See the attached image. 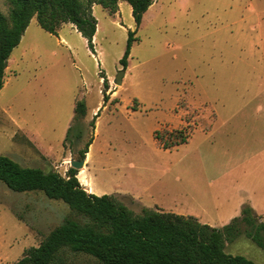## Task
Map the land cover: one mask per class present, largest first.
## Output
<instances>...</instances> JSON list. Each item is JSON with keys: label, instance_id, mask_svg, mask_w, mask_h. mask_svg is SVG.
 Segmentation results:
<instances>
[{"label": "rangeland", "instance_id": "rangeland-1", "mask_svg": "<svg viewBox=\"0 0 264 264\" xmlns=\"http://www.w3.org/2000/svg\"><path fill=\"white\" fill-rule=\"evenodd\" d=\"M92 12L95 54L73 25L50 35L31 19L0 90V154L65 176L91 141L75 169L90 194L214 228L244 206L264 222V0H155L138 28L125 2L114 15ZM129 30L137 41L115 85ZM80 100L85 115L75 118ZM69 214L61 201L0 182V264L16 263ZM225 252L264 264L245 236Z\"/></svg>", "mask_w": 264, "mask_h": 264}, {"label": "trees", "instance_id": "trees-1", "mask_svg": "<svg viewBox=\"0 0 264 264\" xmlns=\"http://www.w3.org/2000/svg\"><path fill=\"white\" fill-rule=\"evenodd\" d=\"M8 16L0 12V90L13 49L16 48L32 18L50 35H57L61 25L71 24L87 41L95 54L93 39L97 20L92 7L101 6L110 15L120 2L131 8L136 27L155 0H6ZM136 31H128L126 48L119 64L127 68ZM104 101L108 88L103 81ZM85 103L74 107L75 118L85 115ZM98 116L95 115L91 121ZM69 128L65 140L69 139ZM157 139V137H156ZM187 142V136L171 143L169 149ZM88 142L79 152L84 159ZM69 168L65 176L55 171L24 167L0 154V182L16 193L40 192L46 198L61 201L70 210L39 246L27 249L14 264H254L241 255L225 252L227 243L245 236L264 251V222L252 208L244 206L240 216L222 228L201 224L191 216L143 208L136 214L111 195L96 196L86 192Z\"/></svg>", "mask_w": 264, "mask_h": 264}, {"label": "water", "instance_id": "water-1", "mask_svg": "<svg viewBox=\"0 0 264 264\" xmlns=\"http://www.w3.org/2000/svg\"><path fill=\"white\" fill-rule=\"evenodd\" d=\"M125 75V69H121L120 71H118L113 83L115 85H121L123 78ZM84 166V159L80 160V161H76V160H71L70 161V167L73 169H81Z\"/></svg>", "mask_w": 264, "mask_h": 264}, {"label": "bare ground", "instance_id": "bare-ground-1", "mask_svg": "<svg viewBox=\"0 0 264 264\" xmlns=\"http://www.w3.org/2000/svg\"><path fill=\"white\" fill-rule=\"evenodd\" d=\"M97 29H98V24H97ZM79 175L82 177V178L79 177V181L86 188V190L90 193L91 192L90 183H88V182L85 181L86 180V177L84 176V171L80 172Z\"/></svg>", "mask_w": 264, "mask_h": 264}, {"label": "crops", "instance_id": "crops-1", "mask_svg": "<svg viewBox=\"0 0 264 264\" xmlns=\"http://www.w3.org/2000/svg\"><path fill=\"white\" fill-rule=\"evenodd\" d=\"M94 40V39H93ZM91 193V192H90Z\"/></svg>", "mask_w": 264, "mask_h": 264}]
</instances>
